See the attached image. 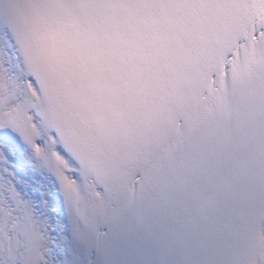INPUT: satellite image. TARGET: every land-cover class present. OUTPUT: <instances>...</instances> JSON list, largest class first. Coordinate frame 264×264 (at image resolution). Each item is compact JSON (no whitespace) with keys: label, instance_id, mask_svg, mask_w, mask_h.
I'll return each mask as SVG.
<instances>
[{"label":"snow or ice","instance_id":"snow-or-ice-1","mask_svg":"<svg viewBox=\"0 0 264 264\" xmlns=\"http://www.w3.org/2000/svg\"><path fill=\"white\" fill-rule=\"evenodd\" d=\"M0 264H264V0H0Z\"/></svg>","mask_w":264,"mask_h":264}]
</instances>
